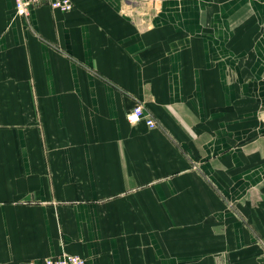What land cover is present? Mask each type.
<instances>
[{
    "label": "crops",
    "instance_id": "obj_1",
    "mask_svg": "<svg viewBox=\"0 0 264 264\" xmlns=\"http://www.w3.org/2000/svg\"><path fill=\"white\" fill-rule=\"evenodd\" d=\"M260 239L264 0H0V264H215Z\"/></svg>",
    "mask_w": 264,
    "mask_h": 264
},
{
    "label": "built area",
    "instance_id": "obj_2",
    "mask_svg": "<svg viewBox=\"0 0 264 264\" xmlns=\"http://www.w3.org/2000/svg\"><path fill=\"white\" fill-rule=\"evenodd\" d=\"M43 3H48L52 8L63 11H70L75 7V0H15V7L18 14L27 16L33 8ZM127 117L130 122L145 120L149 127L153 128L157 126L155 119L146 111L145 102L142 98L136 99L135 105ZM25 264H85V260L77 254L63 252L46 257L39 262Z\"/></svg>",
    "mask_w": 264,
    "mask_h": 264
},
{
    "label": "rangeland",
    "instance_id": "obj_3",
    "mask_svg": "<svg viewBox=\"0 0 264 264\" xmlns=\"http://www.w3.org/2000/svg\"><path fill=\"white\" fill-rule=\"evenodd\" d=\"M259 241L260 243L257 240L253 244L255 247L244 249L245 251L234 249L231 253L229 249H219L214 254L215 264H264V242L261 239Z\"/></svg>",
    "mask_w": 264,
    "mask_h": 264
}]
</instances>
